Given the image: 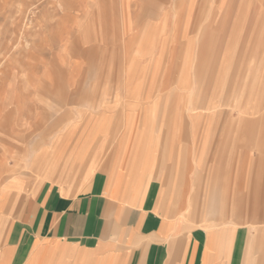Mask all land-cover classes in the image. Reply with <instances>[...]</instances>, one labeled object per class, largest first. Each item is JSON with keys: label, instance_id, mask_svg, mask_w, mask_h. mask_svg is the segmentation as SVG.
<instances>
[{"label": "rangeland", "instance_id": "374dc122", "mask_svg": "<svg viewBox=\"0 0 264 264\" xmlns=\"http://www.w3.org/2000/svg\"><path fill=\"white\" fill-rule=\"evenodd\" d=\"M0 47V216L22 213L49 161L71 180L78 154L111 166L132 127L216 134L217 165L224 145L264 151V0H0Z\"/></svg>", "mask_w": 264, "mask_h": 264}, {"label": "crops", "instance_id": "0c3cea01", "mask_svg": "<svg viewBox=\"0 0 264 264\" xmlns=\"http://www.w3.org/2000/svg\"><path fill=\"white\" fill-rule=\"evenodd\" d=\"M262 91L256 84L250 94ZM260 105L246 110L258 114ZM217 138L132 127L118 135L111 166L98 169L101 150L78 154L85 171L71 180L49 161L53 178L38 183L22 213L0 216V264H264V151L224 145L217 165L209 144ZM173 139L164 159L150 146Z\"/></svg>", "mask_w": 264, "mask_h": 264}, {"label": "bare ground", "instance_id": "6f19581e", "mask_svg": "<svg viewBox=\"0 0 264 264\" xmlns=\"http://www.w3.org/2000/svg\"><path fill=\"white\" fill-rule=\"evenodd\" d=\"M29 4H30V3L28 2V6H26V7H29V8L31 7V8H32V6L35 5V4L32 5V3H31V6H29ZM24 6H25V5H24ZM11 7H12V6H11ZM29 8H28V9H29ZM28 9H27V10H28ZM29 10H30V9H29ZM23 13H25V12H23ZM18 20H19V19H18ZM20 20H22V19H20ZM117 22H118V21H117ZM17 23H18V22H17ZM16 27H17V26H16ZM4 31H5V29H4ZM67 38H68V37H67ZM80 40H81V39H80ZM20 41H21V40H20ZM87 41H88V40H87ZM90 41H91V40H90ZM80 42H81V41H79V45H81ZM82 44H83V43H82ZM68 45H69V44H68ZM79 45H78V46H79ZM78 46H77V47H78ZM30 47H31V46H30ZM83 47H84V46H83ZM0 48H1V47H0ZM28 49H29V48H28ZM66 49H67V47H66ZM18 50H19V49H18ZM66 51H69V50H66ZM4 53H5V52H4ZM73 54H75V53L73 52ZM5 55H6V53H5ZM42 55H43V54H42ZM76 55H77V54H76ZM77 56H78V55H77ZM77 56H76V57H77ZM0 57H1V56H0ZM2 58H4V56H2ZM2 60H3V59H2ZM3 61H4V60H3ZM73 61H74V60H73ZM80 64H82V63H80ZM0 65H1V63H0ZM62 66H63V65H62ZM64 73H65V72H64ZM40 87H41V86H40ZM62 87H63V86H62ZM49 88H50V87H49ZM23 107H24V106H23ZM0 109H1V108H0ZM16 109H17V108H16ZM19 109H20V108H19ZM2 110H3V109H2ZM5 110H6V109H5ZM10 112H11V111H10ZM13 113H14V112H13ZM21 115H22V114H21ZM0 119H1V118H0ZM16 120H18V119H16ZM3 122H5V121H3ZM12 122H13V121H12ZM5 124H6V123H5ZM29 124H30V123H29ZM17 125H18V124H17ZM30 125H31V124H30ZM16 128H17V127H16ZM30 131H31V130H30ZM29 140H30V139H29ZM8 150H9V149H8ZM18 150H19V149H18ZM7 154H8V153H7ZM47 154H48V153H47ZM45 159H46V157H45ZM44 161H45V160H44ZM44 161H43V162H44ZM3 165H4V164H3ZM42 165H43V164H42ZM6 172H7V171H6Z\"/></svg>", "mask_w": 264, "mask_h": 264}]
</instances>
